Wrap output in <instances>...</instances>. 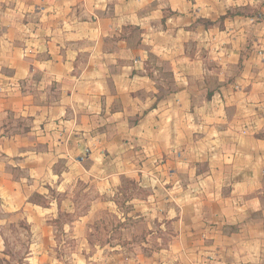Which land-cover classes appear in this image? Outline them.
Listing matches in <instances>:
<instances>
[{"label": "crops", "instance_id": "obj_1", "mask_svg": "<svg viewBox=\"0 0 264 264\" xmlns=\"http://www.w3.org/2000/svg\"><path fill=\"white\" fill-rule=\"evenodd\" d=\"M257 3L0 0V210L78 175L108 193L123 177L167 180L177 253L264 264ZM83 146L95 148L89 167L76 159Z\"/></svg>", "mask_w": 264, "mask_h": 264}, {"label": "rangeland", "instance_id": "obj_2", "mask_svg": "<svg viewBox=\"0 0 264 264\" xmlns=\"http://www.w3.org/2000/svg\"><path fill=\"white\" fill-rule=\"evenodd\" d=\"M0 10L3 11L1 7ZM252 14L256 24L264 23V0L256 4ZM197 21V28L211 24L203 19ZM196 48L193 43L192 49ZM93 149L83 146L77 161L89 167L87 161ZM65 169L68 170L65 163L57 164L56 171ZM79 176L69 182L64 180L63 187L58 179L45 195H17L15 200L27 209L10 215L0 210V223L10 221L0 227V264H212L215 261V255L195 254L194 250L186 254L176 252L180 227L177 214L168 212L171 184L167 180L139 181L135 177H123L119 187L108 193L97 178ZM151 195L157 200L152 210L149 204L140 202L148 201ZM104 202L107 207L101 206ZM27 213L32 218L30 222L24 218ZM248 218L259 219L260 213H250Z\"/></svg>", "mask_w": 264, "mask_h": 264}]
</instances>
